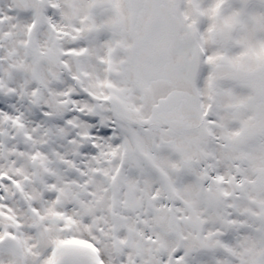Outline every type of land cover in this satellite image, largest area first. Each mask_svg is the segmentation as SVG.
I'll return each mask as SVG.
<instances>
[{"label": "snow or ice", "instance_id": "snow-or-ice-1", "mask_svg": "<svg viewBox=\"0 0 264 264\" xmlns=\"http://www.w3.org/2000/svg\"><path fill=\"white\" fill-rule=\"evenodd\" d=\"M0 264H264V0H0Z\"/></svg>", "mask_w": 264, "mask_h": 264}]
</instances>
